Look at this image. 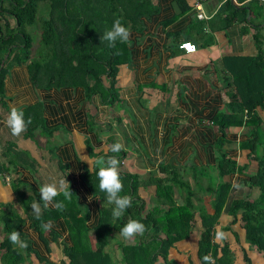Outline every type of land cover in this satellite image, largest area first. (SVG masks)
Here are the masks:
<instances>
[{
  "label": "crops",
  "instance_id": "crops-1",
  "mask_svg": "<svg viewBox=\"0 0 264 264\" xmlns=\"http://www.w3.org/2000/svg\"><path fill=\"white\" fill-rule=\"evenodd\" d=\"M152 1L156 9L142 18L141 27L131 31V59L119 67L117 108L99 96L91 101L82 87H38L26 65L10 70L4 99L0 101V166L13 159L12 155L5 156L10 144L17 147L20 156L19 163H12L13 171L0 172V209L26 217L27 212L34 213V202L43 206L38 186L66 179L88 227L92 228L101 220L102 203L84 177L100 167L108 156L119 159V173L143 179L150 174L161 177L162 165L177 167L193 184L194 172L199 173L200 206L210 213L216 209L220 182L231 184L215 228L221 235L219 238L215 235V242L221 247L229 244L234 264H249L246 257L251 264H264V255L247 242L241 216L235 220L229 213L234 201L253 200L260 195V190L249 184L258 171V161L249 157L250 150L242 148L252 138L247 132L251 128L243 126L238 131L230 128L220 149L224 135L215 124L220 114L233 112L231 95L237 88L231 69L241 63L229 59L258 54L253 35L258 25L264 34V17L256 16L252 25L236 23L226 28V15L220 16L219 11L227 0H188L187 12H182L175 0ZM247 2L232 0L237 6ZM200 13L205 17L200 18ZM188 43L196 45L197 50L187 52L181 48ZM103 79L108 87L109 78ZM12 107L24 112L26 122L31 119L28 126L42 121L44 127L34 137L28 138L27 130L13 137L6 125ZM257 113L264 125V107L258 108ZM117 142L123 145L121 151H110V146ZM223 152L240 166L237 172L224 178L217 164ZM89 163L93 165L91 171ZM7 177H11L10 182ZM16 178L28 195L37 196L35 200L26 204L19 199L13 186ZM186 194L183 192V197ZM156 195L154 185L139 189L148 209ZM51 222L52 227L44 233L32 228L29 222L26 224L32 250L24 264H67L64 244L73 242L68 223L63 218ZM202 231L198 214L194 233L171 252L175 263L200 264L198 247ZM114 235L121 239L120 235Z\"/></svg>",
  "mask_w": 264,
  "mask_h": 264
},
{
  "label": "trees",
  "instance_id": "trees-1",
  "mask_svg": "<svg viewBox=\"0 0 264 264\" xmlns=\"http://www.w3.org/2000/svg\"><path fill=\"white\" fill-rule=\"evenodd\" d=\"M175 1L182 12L190 10L188 0ZM244 1L239 0L241 3ZM258 3H261V8L256 7ZM155 9L152 0H0V101L4 99L5 80L10 70L26 65L38 87H82L91 101L94 96H99L103 102L116 105L119 102L116 87L119 67L131 59V50L129 43L119 41L114 47H109L107 41H101V36L111 29L118 18L130 32L136 30L142 26V18ZM219 15H226V28L236 23L252 25L256 16L264 17V1L248 0L237 6L232 0H227ZM34 26L41 29L39 41L35 32L30 31ZM258 26L253 35L258 54L229 59L241 63L235 70L230 68L237 88L236 93L231 95L230 108L233 112L220 114L215 124L224 135L220 149L231 127L251 128L252 138L242 144V148L250 150L249 157L258 161V171L250 178L249 184L258 188L260 195L253 200L234 201L229 213L235 220L241 216L247 242L264 255V125L257 113L258 108L264 107V34ZM104 76L110 80L108 87L104 85ZM43 127L42 121L36 126H28L27 137H34L35 132ZM18 153L17 147L10 144L5 156L12 155L13 159L1 165L0 172L13 171L12 163H19ZM217 164L222 178L240 168L226 152L222 153ZM98 168L84 177L92 193L102 203L98 225L88 227L87 218L82 215L72 190L71 199H65L62 194L56 197L65 205L62 211L43 209L42 206L40 219L35 213L27 212V216L23 217L14 211L0 209V264L25 263L32 250L30 238L25 232L28 222L32 228L44 233L46 229L42 223L58 218L67 221L73 239L72 245L64 244L67 264H114L109 252L112 237L119 235L121 227L130 219L142 222L147 231L131 242L121 241L122 263L177 264L171 259V252L194 233L198 214L203 227L198 247L200 264H234L229 244L221 247L215 242V228L231 189L229 182H220L216 209L210 213L200 206L198 172H194V184L186 179L180 168L165 165L159 169L161 177L150 174L148 179H143L138 175L120 173L124 185L121 195L131 196L132 206L121 218L114 219L113 206L107 204L105 193L99 191L95 174ZM151 185L157 187V195L152 199L154 206L148 209V202L139 196V189ZM13 186L23 203L37 198L27 194L18 178ZM183 192L187 193L185 197ZM179 197H183L181 201ZM13 231H19L20 239L27 242L26 249L10 242L9 235ZM206 256L209 257L207 261L204 259ZM246 260L251 264L247 257Z\"/></svg>",
  "mask_w": 264,
  "mask_h": 264
},
{
  "label": "clouds",
  "instance_id": "clouds-1",
  "mask_svg": "<svg viewBox=\"0 0 264 264\" xmlns=\"http://www.w3.org/2000/svg\"><path fill=\"white\" fill-rule=\"evenodd\" d=\"M131 32L128 28L122 25L121 20L118 18L113 22L110 30H107L101 41H107L109 47H114L116 42L130 43ZM31 123V119L27 122L24 119V112L16 107H12L10 113L6 119V125L10 130L13 137H19L27 130L28 125ZM123 145L120 143H114L110 146V151L120 152ZM120 161L115 156H108L102 165L96 170V176L99 181V191L105 193L107 204L112 205V217L114 219L121 218L124 213L132 206V197L129 195H121L124 189L123 182L119 173ZM89 170H93V165L89 163ZM40 201L42 202L43 209L54 208L58 211H62L65 207L63 202L57 201L56 197L63 195L65 199H71L73 193L70 191V185L66 179H60L58 182L46 183L38 186ZM32 209L37 219H40L42 208L40 203L34 202ZM42 227L44 229H50L52 222H43ZM147 231L146 226L135 219H130L124 224L119 235L125 242H131L137 236H143ZM221 233H216V237L219 238ZM9 240L13 245H18L21 249H26L28 244L26 241L20 239L19 231H13L9 235ZM206 261L209 257L204 258Z\"/></svg>",
  "mask_w": 264,
  "mask_h": 264
},
{
  "label": "rangeland",
  "instance_id": "rangeland-1",
  "mask_svg": "<svg viewBox=\"0 0 264 264\" xmlns=\"http://www.w3.org/2000/svg\"><path fill=\"white\" fill-rule=\"evenodd\" d=\"M30 31L35 32V37L37 38V41H39L40 40L39 37H40V33H41L40 27L39 26L31 27ZM113 106L115 108L118 107V105H113ZM231 128H232L231 130H237V131L239 130V127H231ZM248 130H247V132H249L251 134V131L250 130L248 131ZM153 206H154V204L151 203L150 207H153ZM121 241H123V239L122 238L121 239L120 238L117 239L115 237V235H114V237H112V240H111V246L109 248V252L111 253V255H112L113 259H114V264H125V263H122V261H121V252H120V249H119V244L122 243Z\"/></svg>",
  "mask_w": 264,
  "mask_h": 264
},
{
  "label": "built area",
  "instance_id": "built-area-1",
  "mask_svg": "<svg viewBox=\"0 0 264 264\" xmlns=\"http://www.w3.org/2000/svg\"><path fill=\"white\" fill-rule=\"evenodd\" d=\"M199 17L200 18H204L205 16H204L203 13H200ZM188 46H190V47H188ZM181 48H185L187 52H194V51L197 50L196 45H192L190 43L181 45ZM7 181L10 182L11 181V177H7Z\"/></svg>",
  "mask_w": 264,
  "mask_h": 264
}]
</instances>
